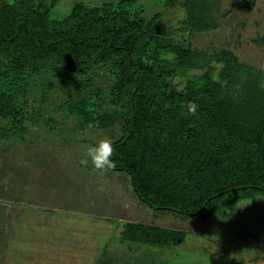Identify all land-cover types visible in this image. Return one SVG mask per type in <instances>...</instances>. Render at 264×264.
<instances>
[{
	"label": "trees",
	"instance_id": "trees-1",
	"mask_svg": "<svg viewBox=\"0 0 264 264\" xmlns=\"http://www.w3.org/2000/svg\"><path fill=\"white\" fill-rule=\"evenodd\" d=\"M130 1L95 8L76 2L67 17L54 19L58 0H0V120L14 122L0 127V141L24 140L27 123L42 121L57 69L75 75L66 81L78 87L70 109L76 119L100 122L103 95L85 77L104 65L115 81L110 104L128 107L112 159L130 174L141 200L209 220L263 194L264 72L239 66L218 81L212 62L229 64L232 55L207 56L172 41L158 14L145 17L125 6ZM179 2L186 10L183 27L218 28L217 0H167ZM182 77L187 80L180 87L176 79ZM41 82L42 106L31 112ZM189 102L197 104L195 116L181 107ZM127 226L126 240L149 246H178L187 237L185 231Z\"/></svg>",
	"mask_w": 264,
	"mask_h": 264
},
{
	"label": "rangeland",
	"instance_id": "rangeland-1",
	"mask_svg": "<svg viewBox=\"0 0 264 264\" xmlns=\"http://www.w3.org/2000/svg\"><path fill=\"white\" fill-rule=\"evenodd\" d=\"M122 1L129 0H58L51 17H67L76 2L95 8ZM217 1L218 28L202 32L183 27L186 10L181 2L169 5L167 0H131L125 6L143 10L148 18L158 14L167 37L186 48L213 57L232 55L229 64L212 62L218 81L226 79L228 69L234 72L239 66L264 72V0ZM74 77L69 69H57L50 76L52 89L43 106L46 114H42V121L37 125L27 123L29 129L24 140L0 141V264H18L16 254L11 251L16 246L11 241L10 226L12 215L24 207L77 219L91 215L93 220L111 222V234L102 236L108 237V242L106 249H101L99 264H264V243L247 227L248 220L249 224L264 225V218L252 222L246 216L250 210L263 211L264 215V193L241 201L234 210L220 211L214 218L204 220L149 206L135 192L126 171L115 168L99 175L90 161L82 165L80 161L86 158L88 147L104 138L113 144L124 136L128 107L110 104V89L115 83L111 71L104 65L94 66L85 80L102 92L97 109L100 122L92 121L91 126L81 123L70 111L78 101L77 98L73 102L78 87L66 80ZM186 80L182 77L176 82L183 87ZM43 86L41 82L33 89L31 112L42 106ZM47 114L51 116L49 125ZM13 125L11 119L0 120V127ZM132 222L185 231L187 237L181 246L123 241L121 232Z\"/></svg>",
	"mask_w": 264,
	"mask_h": 264
},
{
	"label": "crops",
	"instance_id": "crops-1",
	"mask_svg": "<svg viewBox=\"0 0 264 264\" xmlns=\"http://www.w3.org/2000/svg\"><path fill=\"white\" fill-rule=\"evenodd\" d=\"M250 211H246V216H250L252 222H255L254 219L264 218L263 211ZM17 213L12 215L10 232L11 241L16 246L11 251H14L13 255L16 254L18 264H99L101 249H106L108 242V237L106 239L102 236L109 232L111 234L113 230L111 222L93 220L91 217L94 216L91 215L77 219L29 207H24ZM247 227L264 243L263 224H249L248 220ZM123 234L124 231L121 232V239L129 241ZM129 242L146 245L137 241Z\"/></svg>",
	"mask_w": 264,
	"mask_h": 264
},
{
	"label": "clouds",
	"instance_id": "clouds-1",
	"mask_svg": "<svg viewBox=\"0 0 264 264\" xmlns=\"http://www.w3.org/2000/svg\"><path fill=\"white\" fill-rule=\"evenodd\" d=\"M236 94L238 95V93ZM181 107L186 108L188 114L193 116L196 115L197 104L195 102H189L185 105H181ZM113 154L114 149L112 141L108 138H104L99 140L94 146H90L86 149V158H82L80 163L86 166L90 161L97 174L105 175L108 171L113 170L116 167V164L112 159Z\"/></svg>",
	"mask_w": 264,
	"mask_h": 264
}]
</instances>
